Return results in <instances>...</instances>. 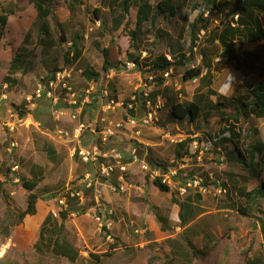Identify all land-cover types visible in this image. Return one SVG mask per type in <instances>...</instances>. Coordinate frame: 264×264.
I'll list each match as a JSON object with an SVG mask.
<instances>
[{
    "label": "rangeland",
    "instance_id": "1",
    "mask_svg": "<svg viewBox=\"0 0 264 264\" xmlns=\"http://www.w3.org/2000/svg\"><path fill=\"white\" fill-rule=\"evenodd\" d=\"M34 1L0 0V15L5 17L2 8L8 15L0 43V264H72L52 254L38 239L48 213L59 218V212L67 207L61 198L81 189L84 196L70 205L73 209L66 222L67 234L80 250L77 264H264V195L257 192L264 186V165L244 166L234 158L229 160L227 154V150H234L231 138L236 139L239 133L245 155L250 144L259 139L264 143V118L251 115L236 120V112L228 106L213 110L206 120L169 119L168 100L190 102L200 85L198 79L183 80L184 68L201 65L205 56L212 59V84L200 92L207 96L210 88L215 90L216 94L209 97L213 102L218 96L224 101L247 94L261 80L258 70L238 67L233 59L219 55L223 46L215 28L222 27V20H230L233 4L218 0L215 9L205 11L210 21L199 31L192 51L191 25L206 7H192L191 0H174L177 14L173 17L159 14L154 24L145 22L135 42L138 49L132 47L130 35V30H135L137 5L131 6L122 26L115 30L112 19L117 11L109 0H82V4L53 0L52 12L68 38L59 43L62 30L53 14L38 17ZM147 1L156 6L161 0ZM95 8L101 9L98 18ZM44 21L57 42L48 50L39 43ZM75 32L83 35V56L67 63L63 53L71 46ZM239 45V56L255 51L264 57V39ZM173 48L187 56L195 52L194 58L185 66H174L168 77L145 67L147 59L162 55L172 58ZM22 49L28 53L30 64L14 71L11 62ZM103 49L121 70H103ZM129 52L140 54L139 66L128 60ZM87 63L101 73L97 80L85 78ZM257 65L264 69V60ZM54 67L71 72L68 80L75 93L71 96L64 91L57 106L48 98L35 97V90ZM232 79L233 84L226 83ZM140 95L147 101L145 106L139 101ZM80 97L82 103L76 105ZM19 106L25 110L23 116L18 113ZM79 123L85 127L78 140L73 132ZM232 126L236 135L228 131ZM109 129L104 141V132ZM187 138L193 139L188 150L195 156L186 154L177 160V143ZM222 139H226L227 149L221 148ZM49 142L58 152L54 160L46 151ZM96 143L111 155L88 164L75 153L79 145ZM157 162L170 167L178 164L183 170L174 179L169 176V193L160 192L153 184L160 175ZM103 164L113 166L108 177L102 174ZM33 171L43 172L36 188L40 196L37 213L20 220L18 214L26 209L28 197L20 178L31 179ZM193 175L208 176L210 186L202 192L196 186L188 191L192 197L201 193L202 199L196 201L197 217L182 223L177 202H183L187 194H181L179 184ZM85 180L93 184L91 189ZM219 187L225 191L215 195ZM154 206L168 216L172 231H162ZM187 233L198 248L208 246L206 255H193L182 237ZM168 238L178 239V250L184 249L187 255L173 253L174 244L168 243ZM92 253L100 260H93Z\"/></svg>",
    "mask_w": 264,
    "mask_h": 264
},
{
    "label": "trees",
    "instance_id": "2",
    "mask_svg": "<svg viewBox=\"0 0 264 264\" xmlns=\"http://www.w3.org/2000/svg\"><path fill=\"white\" fill-rule=\"evenodd\" d=\"M73 1L77 4L83 3L82 0ZM225 1H230L233 4V11H231L229 14V21L222 20V27L215 28V35L219 43L223 46V50L219 55L226 57L227 59H233L238 67L244 66L245 68L250 70H258L261 74V80L256 85L250 87L249 92L247 94H241L239 96H235L234 98L225 99L224 101L221 100V96H218L217 102H213L212 100H210L209 97L210 95L216 94L215 90L210 88L207 92L209 93V95L207 96L201 94L200 92L203 86L210 87L212 84V74L210 73L212 59L210 57L205 56L201 65H195L193 67L184 68L183 80L185 82H188L194 79H198L200 85L196 88L194 98L190 102L174 101L172 98L168 100V104L171 105V113L169 118L170 120L177 119L180 122H184L186 120L190 122H196L200 117H203L204 120H206L208 119V116L211 115L210 112H212L213 110L221 111L222 109H227L228 106H232L234 111L236 112V120H238L239 117L249 118L251 115H254L257 118H264V69L261 66L257 65V63L264 60V57L260 53L255 51L242 52V56H239L238 54V49L240 48L239 44L241 42L255 43L259 40L264 39V0ZM217 2L218 0H202V3H200L199 0H191L192 7L200 8L203 5H205L206 7V9L200 12L199 16L196 17V19L191 25L193 36L191 38L192 51L193 46H195L198 41L199 31H201L203 27L207 25L206 23L210 21L204 16L205 11L209 9H215ZM109 3L112 6V9H115L117 11L114 18L112 19V25L115 30L119 29L122 26L126 15L130 13L131 6L133 4L137 5L138 10L136 14L135 30H130V35L133 37L131 38L133 41L131 42V45L135 49H138V47L136 48L135 44V42L137 41L136 39L138 31L143 28L145 22L150 20L152 24H154L157 18L159 17V14H163L165 18H168L170 16L173 17L177 14V8L174 4V0H161L156 6L150 4L147 0H109ZM52 4L53 0H35L34 5L37 10V16L42 18L44 16L46 17L50 14H53L51 9ZM73 6L74 5H71V8H73ZM1 10L2 14H4L5 17H3V15H0V43L5 33L4 27H6L8 20V15L6 13H3L6 12V9L2 8ZM99 11L101 12V9H94V15L96 18L99 17ZM52 16L55 20V24L59 26L62 30V34L59 37V43H65L68 38L66 37V32L64 30L63 24L59 22L58 17L56 15L53 14ZM156 33V35L159 34L158 31ZM39 35V43L43 45L46 50L56 45L57 42L53 38L52 32L46 21L43 22ZM82 39L83 35L79 34L78 32H75L74 36L72 37L71 46L63 53L64 59L67 63L77 62L78 60H81L83 56V48L81 46ZM102 51L104 54V71H108L109 68H115L117 70L122 69L120 65L112 62L109 59V53L106 49H103ZM262 51L264 52V46L262 48ZM27 55L28 53H23V49L21 50V53H17L15 55L11 62V67L14 71L23 69L24 65L26 66L27 64H30V60H28ZM194 55L195 52H191L187 56L186 53H184L183 51L176 52L175 48H173L171 59H168L166 55H162L152 60L147 59L148 62L145 63V67H149V69L153 72H162L163 75L169 72L170 75L174 66H185L187 61H189L191 58H194ZM140 57V54H135V52L128 53V60L134 62L135 66H139V61L141 59ZM124 66L125 65L122 64V67ZM59 70L61 69L54 67L53 71L48 74L44 81L46 79L49 80L50 78H54L56 72ZM83 74L85 78H87V80L91 81L97 80L101 75V73L95 71V69L89 63H87V65L85 66ZM162 79L164 78H161V80ZM152 96L156 98L157 94H152ZM42 97L47 98L45 95ZM140 100L144 101L143 105L145 106L147 101L143 100L142 95L139 96V101ZM60 103L62 102H59L57 105H59ZM77 105H80V103H77ZM131 112L134 113V111L132 110ZM18 113L23 116L25 114V110L21 109L19 106ZM228 120L231 119L228 118ZM234 128L235 126H232V128L228 131L233 132V134L236 135ZM240 135V133L237 134L236 139L231 138L234 142V150H227L229 160L234 158L244 166L250 165L251 167L259 166L262 168L264 165V143L259 139L257 140V142L250 144L247 148V155H245V152L241 148L240 142L238 140ZM192 141L193 139L187 138L186 140L177 143L178 151L175 154L177 160H179L181 157H183V155L186 154L191 155L193 157L195 156V154L189 153L188 150V145ZM225 141L226 139L221 140V148L227 149L224 145ZM46 151L50 156L51 160L56 159V157L58 156L57 149L51 142L48 143ZM257 157L259 158V161H256ZM155 164L160 168L161 174H167L169 167L171 166L167 163L161 164L157 162ZM172 167L178 168V164H175ZM180 170L183 171L182 168H178V175L174 176L173 179L179 176ZM8 171H10V168H8ZM112 172L113 170L111 171V173ZM6 176H8V174H6ZM193 176L186 178L184 182L179 184V187L185 186L188 180L193 178ZM42 178V171H39L38 173L33 171L31 179L23 177L20 178L23 187L28 191L26 209L19 212L18 214L20 220H22L26 215H35L37 213V203L40 196L36 192V188L42 181ZM207 180L208 176H205V180L202 183L204 186L207 185ZM153 184L163 193L171 192V184H169L168 182H164L162 176L154 178ZM257 192L260 195H264V186H261L257 190ZM65 196L67 201V207L59 212V218L53 212L48 213L41 225L38 241L42 243V245L46 244L52 254L66 258L72 264H77L81 258L80 250L75 245V242L68 236L66 222L71 212V209H73L72 207L70 208V205L74 202H77L81 198L77 195L71 196L70 192L65 194ZM247 198H250V195H248ZM201 199L202 194L196 192L195 197L190 196L189 193L187 194V197L185 198V200H183V202H177L181 212L180 219L182 223H188L191 219L197 217V215L195 214V205H197L196 201H201ZM146 202L148 203L149 201L147 200ZM153 209L156 214L157 220L161 225L162 231H172V228L169 224L168 216H165L164 214L162 215V213H160L159 207L154 206ZM189 230L190 228H187V231ZM262 232L264 235V226L262 227ZM182 237H184L185 243H187L189 247L193 250V255L198 256L199 254H207L208 246L198 248L192 242L188 233L186 235H182ZM167 242L170 244H174L173 253L179 254L182 257H185L187 255V253L184 252V249L178 250L177 247L180 246V241L178 239L168 238ZM38 246L40 247V245ZM91 256L93 260H100V256L97 254L92 253Z\"/></svg>",
    "mask_w": 264,
    "mask_h": 264
},
{
    "label": "built area",
    "instance_id": "3",
    "mask_svg": "<svg viewBox=\"0 0 264 264\" xmlns=\"http://www.w3.org/2000/svg\"><path fill=\"white\" fill-rule=\"evenodd\" d=\"M169 59H171V57L169 56ZM166 76H169V72L165 73ZM71 77V72L68 71L67 68L65 69H61L59 71L56 72L55 77L54 78H50L49 80H45L44 83L40 84L38 86V88L35 90V97L36 98H41L42 96H46L48 99H50L54 105H57L61 99H63V93L64 91H68L67 94L74 96L75 93L72 92V87L70 85V82L68 80V78ZM60 89V90H59ZM105 93L108 94V91L105 90ZM89 97H86V101ZM75 100V99H74ZM83 98H78L75 100V103L77 105V103H82ZM95 100V98H94ZM113 102V100H112ZM148 104H150V102H148ZM152 116V113H149ZM85 127V124L83 123H79L78 125H76L75 127V131L73 132V138L75 139H80L81 135H82V130ZM110 129L108 131L104 132V136H103V140L107 141V135H109L110 133ZM75 153H78V155L81 157V159L86 162V163H96L100 160L101 156H109L111 154L104 152L103 149L100 147V144L96 143V144H91V145H79L76 149H75ZM115 157H119V155H115ZM178 168H181L178 166ZM178 168L176 167H169L168 173L167 174H161L160 171V175L158 176H162L163 181L164 182H168V178L170 176L174 177L175 174L178 171ZM113 170V166L110 165H102V174L104 176H110L111 175V171ZM205 178L202 177H198L196 175L193 176V178L189 179L187 184L185 186H181L179 187V190L181 192V194H187L188 191L190 190L189 188H192L194 186L199 187V191L202 192L203 189H205L206 187L210 186V185H206L204 186L202 183L204 182ZM85 186H87V188H91L93 186V184L91 182H87V180H85ZM204 186V187H203ZM223 191H225V189H223L222 187H219L218 189H215V195H219L221 194ZM69 193V192H67ZM70 195L74 196L77 195L79 196L81 199L84 196V191L83 190H79V191H70ZM61 202L63 203V205L67 204L66 201V196L64 195L61 198Z\"/></svg>",
    "mask_w": 264,
    "mask_h": 264
},
{
    "label": "clouds",
    "instance_id": "4",
    "mask_svg": "<svg viewBox=\"0 0 264 264\" xmlns=\"http://www.w3.org/2000/svg\"><path fill=\"white\" fill-rule=\"evenodd\" d=\"M226 83H228V84H233V79L230 80V81H226Z\"/></svg>",
    "mask_w": 264,
    "mask_h": 264
},
{
    "label": "crops",
    "instance_id": "5",
    "mask_svg": "<svg viewBox=\"0 0 264 264\" xmlns=\"http://www.w3.org/2000/svg\"><path fill=\"white\" fill-rule=\"evenodd\" d=\"M160 191V190H159ZM161 192V191H160ZM167 193H169V192H167ZM149 204V203H148Z\"/></svg>",
    "mask_w": 264,
    "mask_h": 264
}]
</instances>
